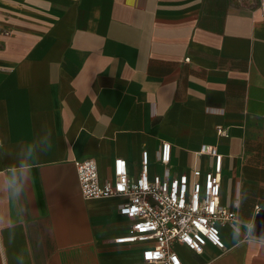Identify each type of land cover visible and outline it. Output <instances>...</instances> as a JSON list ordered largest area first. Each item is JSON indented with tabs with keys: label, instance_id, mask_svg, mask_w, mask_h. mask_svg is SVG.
I'll return each instance as SVG.
<instances>
[{
	"label": "crops",
	"instance_id": "1",
	"mask_svg": "<svg viewBox=\"0 0 264 264\" xmlns=\"http://www.w3.org/2000/svg\"><path fill=\"white\" fill-rule=\"evenodd\" d=\"M165 141L191 180L217 147L238 218L225 248L178 243L183 264H264L244 237L264 210V0H0V264H143L146 243L116 241L124 199L85 198L74 161L137 177L147 150L154 176Z\"/></svg>",
	"mask_w": 264,
	"mask_h": 264
},
{
	"label": "built area",
	"instance_id": "2",
	"mask_svg": "<svg viewBox=\"0 0 264 264\" xmlns=\"http://www.w3.org/2000/svg\"><path fill=\"white\" fill-rule=\"evenodd\" d=\"M227 136V130L218 129ZM200 155L214 157L215 166L204 175L195 168L194 179L187 173L173 175L168 165L172 158V144L163 142L161 163L163 174L150 176V155L143 151L141 173L131 176L128 162L122 157L114 160L113 179L101 181L96 159H76L82 194L87 199L118 197L124 202L119 213L131 220L125 235L118 243H146L143 264H183L176 249L178 243L201 253L207 243L225 248L220 225L238 220L235 212L220 202L223 154L215 145H203Z\"/></svg>",
	"mask_w": 264,
	"mask_h": 264
},
{
	"label": "clouds",
	"instance_id": "3",
	"mask_svg": "<svg viewBox=\"0 0 264 264\" xmlns=\"http://www.w3.org/2000/svg\"><path fill=\"white\" fill-rule=\"evenodd\" d=\"M48 141L43 145L44 151L47 152L51 148V131L48 132ZM20 169H24V166L21 165ZM31 175V169H27L26 172H22L20 178L23 182H27L29 176ZM255 233V223H252L244 229V237L249 244L259 242L261 245H264V234H261L259 238L254 234ZM232 240L239 245L241 243V236L235 230L233 231Z\"/></svg>",
	"mask_w": 264,
	"mask_h": 264
},
{
	"label": "water",
	"instance_id": "4",
	"mask_svg": "<svg viewBox=\"0 0 264 264\" xmlns=\"http://www.w3.org/2000/svg\"><path fill=\"white\" fill-rule=\"evenodd\" d=\"M264 231V210L260 211L255 223V233L261 235Z\"/></svg>",
	"mask_w": 264,
	"mask_h": 264
}]
</instances>
